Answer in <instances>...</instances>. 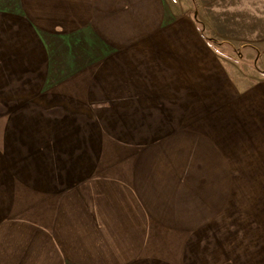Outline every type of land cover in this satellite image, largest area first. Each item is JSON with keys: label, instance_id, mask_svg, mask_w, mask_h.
Instances as JSON below:
<instances>
[{"label": "crops", "instance_id": "1", "mask_svg": "<svg viewBox=\"0 0 264 264\" xmlns=\"http://www.w3.org/2000/svg\"><path fill=\"white\" fill-rule=\"evenodd\" d=\"M173 1L0 0V264H264V16Z\"/></svg>", "mask_w": 264, "mask_h": 264}, {"label": "rangeland", "instance_id": "2", "mask_svg": "<svg viewBox=\"0 0 264 264\" xmlns=\"http://www.w3.org/2000/svg\"><path fill=\"white\" fill-rule=\"evenodd\" d=\"M167 1L170 6H173V0ZM175 2L184 5L202 3L204 7L208 8L206 12L210 16L209 4H216L215 9L219 7V10H224L223 12L219 11L222 15L227 10L229 16H264V0H175Z\"/></svg>", "mask_w": 264, "mask_h": 264}]
</instances>
